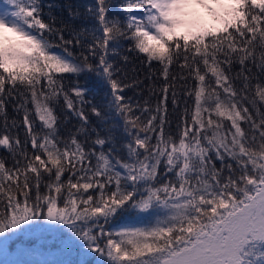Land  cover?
<instances>
[{
    "label": "snow or ice",
    "instance_id": "6c2138e0",
    "mask_svg": "<svg viewBox=\"0 0 264 264\" xmlns=\"http://www.w3.org/2000/svg\"><path fill=\"white\" fill-rule=\"evenodd\" d=\"M55 7L0 4V253L66 231L96 264H264V0H94L80 26ZM146 82L154 108L125 95ZM125 214L152 219L113 229Z\"/></svg>",
    "mask_w": 264,
    "mask_h": 264
},
{
    "label": "trees",
    "instance_id": "16d2710c",
    "mask_svg": "<svg viewBox=\"0 0 264 264\" xmlns=\"http://www.w3.org/2000/svg\"><path fill=\"white\" fill-rule=\"evenodd\" d=\"M112 4V11L109 13V15H116L119 12V9L117 8V4L119 3V0H110ZM45 4L53 3L56 5L55 8H53L51 11L61 19H64L66 21H69L68 17V8L69 6L72 8L74 12L78 11L79 16L74 21H69V23H74L77 26H80L82 24L91 25L93 23L92 17L89 16L86 13L87 5L94 3V0H44ZM48 8H45V12H48ZM124 47H127L125 44ZM114 59H119L118 57H115ZM118 67L121 65H117ZM235 69L233 70V75H235ZM124 72L126 73L128 80L126 82H131V80L137 76L141 80L144 79V77L147 75V66L142 65L141 62L135 58V56L130 58V62L124 66ZM155 79V77H154ZM264 79V78H262ZM80 82L82 84H86L87 87L90 89V96H93L95 98V101L100 104H105V101L103 100L104 97V87L103 85L97 81V79L92 75L87 76H81ZM156 86H159V82H156ZM142 89L143 94L137 96L136 93ZM141 89H129L126 91L125 95L133 97V102L135 103L137 100L141 103V106H143V101L147 97L149 99V106L155 107L158 99V93L149 95V89L147 87V82L145 84L141 85ZM179 91V89H178ZM182 104H181V111L183 110V97H181ZM194 103V97L190 101V104ZM9 111L11 112V107L9 106ZM168 111H169V119L171 120V130L175 132L176 130V123H177V116L175 113H173L172 105H171V99L169 97V103H168ZM58 115H62L61 110L57 109ZM39 123V122H37ZM63 126L61 128V134H66V130L68 128H72V125L76 124L77 122L73 119L70 122L69 121H63ZM93 123H96L95 119H93ZM228 123V122H226ZM243 126V125H242ZM111 127L114 129L112 132V136L114 137L112 147L116 148L117 151L120 152L121 155H126V150L120 151L121 145L124 141V134L122 127H118L117 121L115 118H110L109 123L106 126H103L105 133H107V128ZM167 130V126H166ZM21 139H23V132L20 133ZM0 157H4L11 160L6 150L0 148ZM66 178V177H65ZM0 210H2V206H0ZM133 217L125 214L119 218H117L116 221L113 222L112 227L118 226L122 224L125 219H131ZM70 233H67L66 231H33L31 234H21L16 237L9 245L8 250L14 249L17 245H31L35 244L40 246L41 248L45 249L46 251H50L53 249H56L58 246L63 244V241L67 239L68 236H70ZM73 240H75V243L73 244L72 251L70 254L66 257L64 264H80L81 261V255H80V241L76 240L75 237H73ZM94 254H90L87 257H83L86 261V264L92 263V260L94 258Z\"/></svg>",
    "mask_w": 264,
    "mask_h": 264
},
{
    "label": "rangeland",
    "instance_id": "374dc122",
    "mask_svg": "<svg viewBox=\"0 0 264 264\" xmlns=\"http://www.w3.org/2000/svg\"><path fill=\"white\" fill-rule=\"evenodd\" d=\"M2 3L3 0H0V4ZM151 219L150 217L125 219L122 224L113 227V229L122 225H145L149 223ZM72 248L73 245L66 246L64 243L50 251H46L35 244L17 245L12 250H8L9 248H7V254L0 253V264H11V262H15V264H64ZM81 259L84 258L81 257ZM90 264H96L95 256Z\"/></svg>",
    "mask_w": 264,
    "mask_h": 264
}]
</instances>
